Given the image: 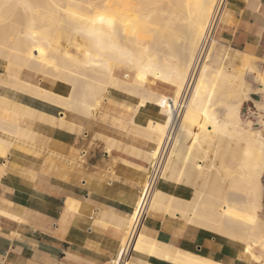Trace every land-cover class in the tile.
I'll return each mask as SVG.
<instances>
[{
  "label": "bare ground",
  "instance_id": "obj_1",
  "mask_svg": "<svg viewBox=\"0 0 264 264\" xmlns=\"http://www.w3.org/2000/svg\"><path fill=\"white\" fill-rule=\"evenodd\" d=\"M216 3L217 0H0L1 21L17 4L27 11L25 29L14 34L12 40L0 41V130L15 139H33L34 132L14 122L11 113L29 116L34 109L8 98L6 89L51 101L83 119L103 112L106 95L116 89L133 100L134 106L129 119L117 117L115 124L125 130L130 126L133 136L142 137L148 144V148H137L136 152L149 165H133L118 157L139 169V189L113 184L111 180L105 187L104 176L80 165L5 138L0 137V143L14 153V159L37 164L34 167L42 172L123 205L128 214L124 217L127 223L121 248L136 208L146 197L142 214L169 213L191 228L213 234L219 241L239 244L260 264L264 253V218L260 214L264 192V70L256 69L254 57L246 53L237 51L236 56L224 57L223 48L216 45L209 31ZM39 21L43 28L35 27ZM57 32L60 39L64 37L63 44L58 36L54 37ZM18 41L24 42L27 49L45 45L43 57L21 53ZM48 57L68 64L53 63ZM22 70L25 78L34 75L38 82L21 79ZM247 74L255 84L246 79ZM51 80L68 83V95L50 91L47 85ZM246 101L254 118L242 111ZM47 116L42 119L48 122ZM65 126L70 131L75 126L81 128L71 120ZM106 139L108 147L113 146L115 140ZM194 145L201 151L200 156L193 153ZM181 184L191 186L181 188L187 190V196L178 195ZM143 227L140 221L129 245L128 262H134L135 253L144 252L179 264H223L183 249L174 256L161 254L146 245Z\"/></svg>",
  "mask_w": 264,
  "mask_h": 264
},
{
  "label": "crops",
  "instance_id": "obj_2",
  "mask_svg": "<svg viewBox=\"0 0 264 264\" xmlns=\"http://www.w3.org/2000/svg\"><path fill=\"white\" fill-rule=\"evenodd\" d=\"M218 26L214 34L217 46L233 56L238 55L237 51L253 56L256 69L264 70V10L260 9V0H224ZM24 75L22 70L21 79L38 82L34 75L28 78ZM246 79L255 84L249 74ZM47 88L62 96L69 92V84L62 80H51ZM5 95L36 111L29 116L11 113L14 122L36 135L33 133L30 140L16 137V141L14 135L0 130L1 138L70 161L126 187L139 189V169L133 165L148 167V160L136 152L137 148H148V144L142 137H134L130 126L125 130L115 124L117 117L129 119L134 106L133 100L120 90H110L106 95L101 110L107 114L97 112L89 119L20 90L6 89ZM242 108L248 116L253 112L247 101ZM46 115L50 116L48 122L45 121ZM68 120L81 128L75 126L70 131L65 126ZM106 138L115 140L113 146L108 147ZM0 146V264H117L127 209L101 193L42 172L34 167L37 164L16 160L13 152H8L1 143ZM188 186L179 185L178 195L187 196V190L181 188ZM260 214L264 218V194ZM141 224L147 238L146 245L161 254L174 256L178 249H183L215 258L213 260L223 264H258L243 252L239 244L219 241L213 234L191 228L184 220L169 213L145 211ZM137 254L134 262L124 260L121 264H179L163 256Z\"/></svg>",
  "mask_w": 264,
  "mask_h": 264
},
{
  "label": "rangeland",
  "instance_id": "obj_3",
  "mask_svg": "<svg viewBox=\"0 0 264 264\" xmlns=\"http://www.w3.org/2000/svg\"><path fill=\"white\" fill-rule=\"evenodd\" d=\"M20 7V8H19ZM18 8V10L19 11H17L16 9ZM22 5H20V4H17V6H14L13 7V9L11 10V11H9V13H8V15L7 16H5V21H4V18H3V20L1 21L0 20V24L2 25V26H0V41H5V39H10V38H12V39H14V34H16V33H18V32H20V31H23L24 29H25V21H23V20H25V12H27L26 11V9H23L22 10ZM22 10V11H21ZM25 10V11H24ZM14 11V12H13ZM17 11V12H16ZM21 11V12H20ZM38 11H40V10H38ZM42 11V10H41ZM16 12V13H15ZM17 14V15H16ZM16 15V16H15ZM21 15H23L22 17H24L23 19H20L21 18ZM15 16V17H14ZM19 16V17H18ZM8 17V18H7ZM20 19V21H19V19ZM10 19V20H9ZM14 20V21H13ZM7 21H9V22H7ZM23 21V22H22ZM21 24H20V23ZM3 23V24H2ZM4 23H6V24H4ZM18 23V24H17ZM23 23H24V25H23ZM41 25V22L39 21V22H36V24H35V27H42V25ZM6 25V26H5ZM44 25H45V23H44ZM4 26V27H3ZM45 27V26H44ZM43 28V27H42ZM63 35V34H62ZM56 36H58V41H59V43L60 44H63V40H64V37L62 36L61 37V39H60V33L59 32H57V35H54V37H56ZM63 38V39H62ZM12 39H10V40H12ZM18 45H19V49H20V51H21V53H24V54H26L27 56L28 55H31L30 57H37V58H39V57H43V53H44V48H46V46L45 45H39L38 46V48H32V49H27L26 47H24L25 46V43L24 42H22V41H18ZM43 46H45V47H43ZM69 53H72L73 54V51L72 50H69ZM227 54H230V53H228L227 51H224V57H226V55ZM48 59H50L53 63H57V64H68V62L66 61V60H61V59H58V58H53V57H48ZM221 62H226V60H222ZM242 111H243V113H245V111H244V109L242 108ZM246 114V113H245ZM250 118H253L252 116H249ZM193 153H196L197 155H201V151H197V148H196V145H194V147H193ZM54 156V155H53ZM58 158V157H57ZM63 160V159H62ZM66 161V160H65ZM70 162V161H69ZM72 163V162H71ZM74 164V163H73ZM106 178V177H105ZM264 181V180H263ZM113 184L114 183H116V182H114V180H112L111 181ZM110 183H109V180L106 178V180H105V182H104V186L105 187H107L106 185H109ZM189 189H191V186H189L188 187ZM188 193V192H187ZM263 194H264V192H263Z\"/></svg>",
  "mask_w": 264,
  "mask_h": 264
},
{
  "label": "built area",
  "instance_id": "obj_4",
  "mask_svg": "<svg viewBox=\"0 0 264 264\" xmlns=\"http://www.w3.org/2000/svg\"><path fill=\"white\" fill-rule=\"evenodd\" d=\"M223 5H224V0H217V3H216L214 10L212 12L209 31H211L213 37H214L216 30L219 27L218 26V19H219V16L221 14ZM150 183H152V180L150 181ZM145 201H146V197H143L140 201V204L136 208L134 219H133L132 224L128 230L125 243H124L123 247L121 248V255H120V258H119L117 264L118 263L121 264V262H123L127 258V252L129 250V245L132 241V238H133V235L135 234V231L139 227V224H140V221L142 218V212L144 210Z\"/></svg>",
  "mask_w": 264,
  "mask_h": 264
},
{
  "label": "snow or ice",
  "instance_id": "obj_5",
  "mask_svg": "<svg viewBox=\"0 0 264 264\" xmlns=\"http://www.w3.org/2000/svg\"><path fill=\"white\" fill-rule=\"evenodd\" d=\"M252 6V5H250ZM260 9L264 10V0H260ZM260 264H264V253L261 254Z\"/></svg>",
  "mask_w": 264,
  "mask_h": 264
}]
</instances>
